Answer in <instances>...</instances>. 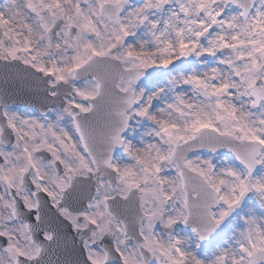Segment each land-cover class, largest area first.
<instances>
[{"label":"snow or ice","instance_id":"obj_1","mask_svg":"<svg viewBox=\"0 0 264 264\" xmlns=\"http://www.w3.org/2000/svg\"><path fill=\"white\" fill-rule=\"evenodd\" d=\"M0 264H264V0H0Z\"/></svg>","mask_w":264,"mask_h":264}]
</instances>
